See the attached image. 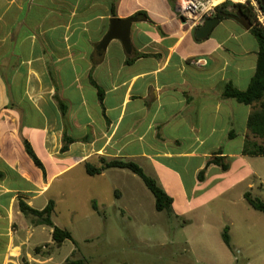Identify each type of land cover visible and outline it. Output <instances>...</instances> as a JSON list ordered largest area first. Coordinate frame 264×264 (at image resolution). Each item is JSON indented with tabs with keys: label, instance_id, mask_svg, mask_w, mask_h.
Wrapping results in <instances>:
<instances>
[{
	"label": "crops",
	"instance_id": "crops-1",
	"mask_svg": "<svg viewBox=\"0 0 264 264\" xmlns=\"http://www.w3.org/2000/svg\"><path fill=\"white\" fill-rule=\"evenodd\" d=\"M183 2L0 0V264L42 263L26 246L39 228L45 232L44 226L30 219L36 229L29 231L18 201L43 210L47 204L37 208L35 201L75 166L131 161L150 169L149 177L170 192L172 185L183 190L187 178L203 185L213 171H221L207 166L218 151L227 161L244 156V141L237 152L218 144L207 151V143L220 134L228 141L236 138L241 105L222 93L228 84L247 88L257 43L244 44L250 33L233 19L197 38L195 31L204 23L187 26ZM114 18H136L131 48L114 39L98 55ZM219 28L223 33L215 34ZM22 46L25 55L16 56ZM64 139L73 141L66 152L61 151ZM23 140L44 174L28 166ZM51 233L49 228L51 241L43 249L54 246ZM46 256L49 261L51 255Z\"/></svg>",
	"mask_w": 264,
	"mask_h": 264
},
{
	"label": "rangeland",
	"instance_id": "rangeland-1",
	"mask_svg": "<svg viewBox=\"0 0 264 264\" xmlns=\"http://www.w3.org/2000/svg\"><path fill=\"white\" fill-rule=\"evenodd\" d=\"M214 33L222 34V28ZM246 38L247 46L256 42L250 34ZM15 55H25L24 46ZM247 109L241 105L236 138L228 141L224 134L216 135L208 140L207 151L218 144L225 152H237L249 133L244 121ZM247 138L252 139L250 134ZM225 161L228 174L215 170L203 185L191 184L187 178L183 190L177 185L170 187L171 194L166 190L173 200L170 215L156 211L152 194L129 170L109 169L104 176H89L85 165L75 166L53 179L34 203L39 208L53 201L51 220L72 240L42 249V257L36 256L35 247L51 241L49 227L44 226L45 232L39 228L29 239L27 253L40 264H62L68 258L85 264H264V213L244 199L249 192L264 202V156ZM26 162L31 170L41 171L30 157ZM143 171L151 174L147 167ZM27 225L29 231L36 229L30 222ZM225 228L230 248L222 240ZM27 234L24 229L22 235Z\"/></svg>",
	"mask_w": 264,
	"mask_h": 264
},
{
	"label": "trees",
	"instance_id": "trees-1",
	"mask_svg": "<svg viewBox=\"0 0 264 264\" xmlns=\"http://www.w3.org/2000/svg\"><path fill=\"white\" fill-rule=\"evenodd\" d=\"M255 2L262 14H264V0H255ZM212 18L218 19L219 22L225 19L235 20L253 36L257 43L258 51L255 70L247 88L245 90H238L228 84L223 90L222 97L224 99L234 100L240 105L252 108L246 120V128L252 139L246 138L244 140L242 155L262 157L264 156V27L259 24L254 8L249 1L245 4L234 3L230 0L223 1V3L215 7ZM128 62H130V60ZM72 142L71 139H64L61 151L66 152L68 146ZM23 143L25 150L34 165L44 174L43 165L33 153L29 143L26 140H23ZM222 154L221 151L214 154V156L208 161L207 166L213 165L218 167L222 172H226L229 166ZM109 169L129 170L132 172L140 178L144 186L152 194L156 211L164 212L167 215L172 213V198L164 191L155 179L147 176L137 164L131 161H106L104 159L100 161L99 167H95L89 163L85 164V172L89 176L101 175L104 171ZM203 179L204 169L197 174V180L199 182L203 181ZM244 199L252 209L264 213V202L257 198H253L249 192L244 194ZM54 206V202L50 200L43 210L37 211L28 206L22 199H19L18 201V209L20 213L25 217H31V220L37 225L51 228L53 245L55 247H60L65 241L72 240V236L68 231L54 226L51 220ZM222 240L226 247L230 248V238L227 233V228L223 231ZM42 249V247H38L35 249V252H41ZM62 264H85V262L81 259L68 258Z\"/></svg>",
	"mask_w": 264,
	"mask_h": 264
},
{
	"label": "water",
	"instance_id": "water-1",
	"mask_svg": "<svg viewBox=\"0 0 264 264\" xmlns=\"http://www.w3.org/2000/svg\"><path fill=\"white\" fill-rule=\"evenodd\" d=\"M136 20V18L133 19H112L110 21V28L105 37L103 38L102 42L100 43L99 47L97 48V53L100 55L103 53L107 47V45L112 40H118L120 41L121 45L126 49L127 51L131 48V40H130V34H131V24L132 22ZM219 23V20L216 18H209L207 19L203 26L196 29L195 35L197 38H204L206 37L213 28Z\"/></svg>",
	"mask_w": 264,
	"mask_h": 264
},
{
	"label": "built area",
	"instance_id": "built-area-1",
	"mask_svg": "<svg viewBox=\"0 0 264 264\" xmlns=\"http://www.w3.org/2000/svg\"><path fill=\"white\" fill-rule=\"evenodd\" d=\"M247 1L253 6L259 24L264 27V14H262L255 0H232L234 3L241 4H245ZM216 6L217 5L213 4L212 0H184L180 7V11L187 26L190 28H197L207 19L213 17Z\"/></svg>",
	"mask_w": 264,
	"mask_h": 264
},
{
	"label": "bare ground",
	"instance_id": "bare-ground-1",
	"mask_svg": "<svg viewBox=\"0 0 264 264\" xmlns=\"http://www.w3.org/2000/svg\"><path fill=\"white\" fill-rule=\"evenodd\" d=\"M224 0H212L213 4L217 5L219 3H222ZM234 1H239V0H234Z\"/></svg>",
	"mask_w": 264,
	"mask_h": 264
}]
</instances>
